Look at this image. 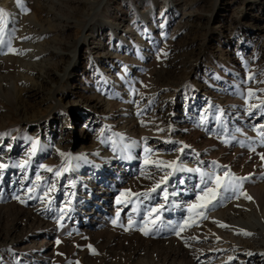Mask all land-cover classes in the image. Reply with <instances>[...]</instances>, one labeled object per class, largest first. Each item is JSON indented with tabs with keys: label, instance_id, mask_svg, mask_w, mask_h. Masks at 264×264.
<instances>
[{
	"label": "rangeland",
	"instance_id": "obj_1",
	"mask_svg": "<svg viewBox=\"0 0 264 264\" xmlns=\"http://www.w3.org/2000/svg\"><path fill=\"white\" fill-rule=\"evenodd\" d=\"M0 10V264H233V239L256 261L264 0Z\"/></svg>",
	"mask_w": 264,
	"mask_h": 264
},
{
	"label": "bare ground",
	"instance_id": "obj_2",
	"mask_svg": "<svg viewBox=\"0 0 264 264\" xmlns=\"http://www.w3.org/2000/svg\"><path fill=\"white\" fill-rule=\"evenodd\" d=\"M77 62H78V58H77V55H75L74 58H73L72 63L68 67V70L75 69ZM56 76L60 77L59 75H56ZM58 79L60 81H62V78H58ZM58 104H59V101H58ZM240 222L244 224L245 228L247 227L249 229L248 231L254 232V229L251 226L248 227V221L247 220L241 219ZM242 236H244V235H242ZM250 237L252 238L253 236L251 235ZM230 240H232V238ZM232 241H233L232 243L230 241H229L230 243H227V242H225L223 240H220L219 242L215 241L214 243L216 244V249L222 247V249H229V251L231 250L229 252V256L230 257L234 256V254L238 255V257H237L238 261L233 263V264H253V262L254 263H257V262L259 263L260 262L261 264L264 263V243H262L263 247H259L256 244L253 245L254 248H256L255 250H257V251H255L256 252L255 254L257 255L256 256L257 259L255 261L253 259V257L251 256V251L253 252V247L249 248L247 244L241 243L238 239H233ZM210 259H211V257L202 256L200 260L202 261V263H209Z\"/></svg>",
	"mask_w": 264,
	"mask_h": 264
},
{
	"label": "snow or ice",
	"instance_id": "obj_3",
	"mask_svg": "<svg viewBox=\"0 0 264 264\" xmlns=\"http://www.w3.org/2000/svg\"><path fill=\"white\" fill-rule=\"evenodd\" d=\"M3 14V10H0V15ZM250 95L252 94L251 92L249 93ZM33 151H35V144H33ZM175 162H169V167H171ZM7 167L6 165H0V168H4ZM21 168L24 167V165H20ZM49 171H51V169H48ZM60 173L57 172V175H59ZM168 175H172V173H169ZM204 174H202L203 177ZM225 176L227 177V173L225 174ZM39 178V177H38ZM211 177H209L210 179ZM202 182L207 184V181L202 179ZM229 184H231V181H228ZM215 188L212 187H205L203 189H201V194L197 195V200L198 201H205L204 203L198 205V207L200 208H207V206L209 204L212 203V200L215 199L217 197V195L219 194L218 190L223 189L225 192L228 191V187L225 186L224 182L221 180L220 177H216L215 180ZM160 187V184L157 183L156 188H153L152 191H156L157 188ZM234 190V189H233ZM167 198V197H165ZM250 199V197H249ZM192 207H197V205H193ZM153 211H159L158 209H154ZM145 235H148V231L144 232Z\"/></svg>",
	"mask_w": 264,
	"mask_h": 264
}]
</instances>
